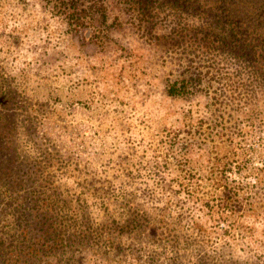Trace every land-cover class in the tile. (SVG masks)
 <instances>
[{
	"label": "trees",
	"instance_id": "trees-1",
	"mask_svg": "<svg viewBox=\"0 0 264 264\" xmlns=\"http://www.w3.org/2000/svg\"><path fill=\"white\" fill-rule=\"evenodd\" d=\"M52 1L84 43L97 41L106 45L107 40L102 41L100 36L106 32L103 28L121 26L123 17H127L147 47L162 50L161 62L170 59L176 64L165 77L168 96L190 98L205 93L212 110H221V106L228 104L234 110L247 105L250 120L263 118L264 0ZM112 4L119 13L109 22ZM96 14L100 15L101 29L93 21ZM18 79L0 64V264H83L84 257L78 253L80 247L106 246L107 250L128 249L136 254L140 247L135 249V242L143 249L153 244L148 249L149 264H186L179 249L191 246L198 236L210 238L208 225L214 216L221 222L229 213L244 214L243 201L224 174L237 153L219 134L229 139L231 135L217 131L223 123L222 116L205 129L200 122L201 125L188 130L193 137L210 138L217 133L221 142L217 145L220 153L213 152L215 169L210 175L220 193L212 199L214 203L205 202L204 214L208 218L205 222L201 219L189 222L185 220L188 213L169 215L167 207L152 209L143 205L138 198L139 186L127 189L111 202L114 182L109 174L102 177L98 171H90L89 163L60 155L38 133L37 119L40 121L49 111L44 104L26 97ZM222 128L225 130V125ZM24 136L34 140L37 156L23 148ZM171 136V144L180 141V131ZM122 159V156L111 158L117 168L125 164ZM165 162L169 163V157ZM180 170L179 178L175 179L178 188L158 172L153 174L159 192L172 191L175 201L180 193L196 196L195 188L184 182H192L195 172ZM69 172L71 177H67L71 180L67 185L61 177ZM197 178L204 176L199 174ZM78 187H84L92 193L90 196L101 201L97 208L102 212L100 219L94 218L86 191L78 192ZM127 238H131L130 244L121 246ZM168 247L174 251L172 257ZM202 251L201 247L199 253ZM222 254L225 252L204 251L195 263L217 264L216 259L222 258ZM225 260L235 263L232 258Z\"/></svg>",
	"mask_w": 264,
	"mask_h": 264
},
{
	"label": "rangeland",
	"instance_id": "rangeland-1",
	"mask_svg": "<svg viewBox=\"0 0 264 264\" xmlns=\"http://www.w3.org/2000/svg\"><path fill=\"white\" fill-rule=\"evenodd\" d=\"M111 6L109 22L119 13L114 4ZM100 19L99 14L93 18L99 29ZM123 22L110 30L103 28L105 34L100 31L106 45L84 43L71 30L74 28L66 16L56 11L54 1L0 0V64L18 76L27 98L48 109L47 116L37 119L38 133L56 152L89 163L90 171H98L102 177L109 174L114 182L111 202L127 189L139 186L138 198L143 205L152 209L167 207L169 215L184 212L189 222H205V202L214 203L212 199L220 193L210 181L215 169L213 152H219L220 135L237 153L224 174L242 199L245 215L228 212L221 222L214 216L208 225L210 238L198 236L179 252L185 255L186 264H196L197 256L204 251L225 252L216 259L217 264H264V116L250 120L247 105L234 110L228 104L212 110L205 93L190 98L168 96L164 81L176 64L170 59L161 62L162 50L147 47L127 17ZM221 116L225 130L220 125L217 131H226L232 138L217 133L210 138L188 134L200 122L205 129ZM178 131L180 141L171 144V135ZM22 143L27 153L37 156L33 139L24 136ZM117 156H122L125 163L118 168L111 160ZM180 169L195 172L192 182H184L195 188L196 196L176 194L181 200L176 204L172 191L159 192L153 174L158 172L178 188L175 179ZM70 174L62 173L61 179L67 185ZM199 174L204 178H197ZM77 191H86L92 215L100 219L102 212L97 208L101 201L84 187ZM130 242L127 238L121 246ZM135 243V249L140 247L136 254L128 249L107 250L106 246L80 247L78 253L84 257L83 264H149L148 249L153 244L143 249ZM201 247L204 251L199 253ZM171 250L168 247L170 257L174 254ZM225 258L235 263L225 262Z\"/></svg>",
	"mask_w": 264,
	"mask_h": 264
}]
</instances>
